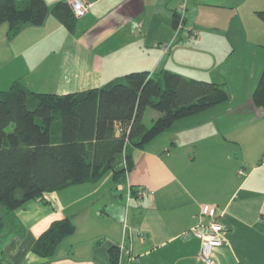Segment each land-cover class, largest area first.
<instances>
[{"label": "crops", "instance_id": "1", "mask_svg": "<svg viewBox=\"0 0 264 264\" xmlns=\"http://www.w3.org/2000/svg\"><path fill=\"white\" fill-rule=\"evenodd\" d=\"M46 1L53 9L70 0ZM86 1L89 11L76 18L73 31L51 13L43 26L27 27L14 40L8 25L0 26V41L16 44L5 59L0 49V65L9 70L0 81L9 88L0 91L18 81L35 92L67 94L131 72L170 71L223 84L231 98L175 122L136 150L124 182L109 174L27 202L16 211L14 228L0 233V264H114L115 247L124 251L118 264H205L200 239L183 234L206 205L217 208L227 228L214 264H264V109L251 99L264 70V37L234 30L238 10L264 11V0ZM184 1L196 39L173 31ZM65 218L75 231L53 256L35 254L38 237Z\"/></svg>", "mask_w": 264, "mask_h": 264}, {"label": "trees", "instance_id": "2", "mask_svg": "<svg viewBox=\"0 0 264 264\" xmlns=\"http://www.w3.org/2000/svg\"><path fill=\"white\" fill-rule=\"evenodd\" d=\"M50 13L73 31L77 19L67 3L50 9L46 0H0V26L8 25L9 40L27 27L43 26ZM257 15L264 22V11ZM178 19L176 12L175 29ZM230 98L223 84L170 71L131 72L100 88L67 94L36 93L15 82L0 91V233L14 228L17 210L47 193L97 183L109 174L124 182L135 167L136 150L175 122ZM251 99L264 109V70ZM148 108L159 114L151 127L144 120ZM74 231L68 218L53 222L33 252L53 256ZM111 260L118 264L116 247Z\"/></svg>", "mask_w": 264, "mask_h": 264}, {"label": "built area", "instance_id": "3", "mask_svg": "<svg viewBox=\"0 0 264 264\" xmlns=\"http://www.w3.org/2000/svg\"><path fill=\"white\" fill-rule=\"evenodd\" d=\"M68 4L76 18L84 16L90 8V4L86 0H70ZM186 10V1H184L177 9L179 22L175 29L176 37L181 33H185L188 38L196 39L198 31L194 27H186ZM168 47L166 46L164 49H168ZM239 174L244 175V172L240 170ZM137 194L143 196L146 194V191H138ZM226 234L227 228L218 221L217 208L206 205L197 217L196 226L185 232L183 238L190 239L196 235L200 239L199 259L205 264H214L215 250L223 245L226 240ZM123 254V247H121L119 253L120 260Z\"/></svg>", "mask_w": 264, "mask_h": 264}, {"label": "rangeland", "instance_id": "4", "mask_svg": "<svg viewBox=\"0 0 264 264\" xmlns=\"http://www.w3.org/2000/svg\"><path fill=\"white\" fill-rule=\"evenodd\" d=\"M238 12L240 14L236 18L235 23H234V30L236 32H240V31L246 32V34L244 36H246V35L252 36L253 33H255V34H258L261 37H264V22L262 20H260V18L258 17L257 13H255L254 11H251L250 8L247 11L244 10V9H241V10H238ZM186 27L189 28V27H192V26H189L187 24ZM173 31H174V34H175V30L174 29H173ZM260 42H261L260 44L264 45V38L260 39ZM8 46L15 48L16 44H13L12 42L9 43V40H7L6 42H1L0 41V49L3 51L2 52L3 56L1 55V57L3 59L8 58L9 55L11 54V52L7 51ZM0 63H1V59H0ZM7 66L8 65H6L5 62H4V65H0V81L2 79L7 81V79H6L7 78L6 73H7V70H8ZM25 79H28V76L25 77ZM27 83L23 82L24 86L26 88H29V86L27 87V85H25ZM28 84H30V82ZM0 88H9V87H3V85L0 84ZM5 90H8V89H5ZM29 90H30V88H29ZM30 91H32V90H30ZM46 92H53V89L51 87H48ZM36 93H39V92H36ZM147 113L148 114H147V117H146V124H147V126L151 127L153 125V121H152L153 117L152 116L154 115V113L157 114V112L155 110L151 109V108H148L147 109ZM9 131H11V129H9Z\"/></svg>", "mask_w": 264, "mask_h": 264}]
</instances>
